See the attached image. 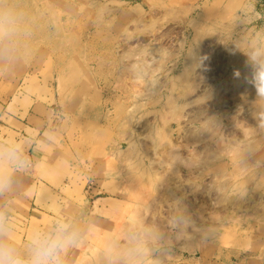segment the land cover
I'll list each match as a JSON object with an SVG mask.
<instances>
[{"label": "rangeland", "instance_id": "obj_1", "mask_svg": "<svg viewBox=\"0 0 264 264\" xmlns=\"http://www.w3.org/2000/svg\"><path fill=\"white\" fill-rule=\"evenodd\" d=\"M0 22V100L47 118L51 137L43 179L28 170L0 198L18 248L51 223L33 225L41 181L37 205L52 198L81 232L65 264H105L107 241L130 235L143 264L263 262L254 0H0ZM102 180L114 189L94 191Z\"/></svg>", "mask_w": 264, "mask_h": 264}, {"label": "clouds", "instance_id": "obj_2", "mask_svg": "<svg viewBox=\"0 0 264 264\" xmlns=\"http://www.w3.org/2000/svg\"><path fill=\"white\" fill-rule=\"evenodd\" d=\"M8 54L7 48L0 49V56ZM252 85L259 96H264V71L258 84ZM30 168V158L21 145L12 141L0 145V198L14 194ZM178 222L182 223V218ZM80 236L77 226L57 218L46 228L35 227L20 249L11 240L9 222L0 214V264H65L67 252L80 243ZM128 239L126 246H121L118 239L107 241L102 252L105 264H143L142 250L136 247L139 238L130 235Z\"/></svg>", "mask_w": 264, "mask_h": 264}, {"label": "crops", "instance_id": "obj_3", "mask_svg": "<svg viewBox=\"0 0 264 264\" xmlns=\"http://www.w3.org/2000/svg\"><path fill=\"white\" fill-rule=\"evenodd\" d=\"M254 5H255V13L257 15V20L261 21L260 23H262V28H264V0H254ZM9 106H10V103L6 104L3 100H0V120L2 117H4L5 122H6L4 124H0V126H2L5 130L9 131V133H6L3 135V139L4 141L12 140V142H16L19 145H21L25 153L29 156L30 161H31V168L29 169L31 172L30 173L31 176H33L34 179H37V178L38 180L41 178L43 179V177L41 176V173H44L43 165L44 163L47 162L46 160L47 158L44 154V150H42V148L44 147L43 146L44 144L42 143L43 144L42 145L40 143L41 142L48 143L49 141H51V137L46 135V131H48L46 130V128L49 127L47 118L38 116L36 115V113L34 114L33 108H30L25 111L19 107H14L15 108V109L13 108L14 113H12L8 111ZM11 120L14 123L13 126L8 124ZM0 131L3 132V129H1ZM38 182L39 184L36 185L35 194L31 199L32 204H31L30 212H31V215L35 216L34 217L35 219H32L33 225L35 226L38 225L39 221H42V220H48L52 222L57 218H60L64 222L70 224L69 219L65 217L67 216L66 215L67 208L63 206H61V208H57L54 205V203H52V198H48L45 200V202H42V204L37 205L38 195L39 193L42 194V192L40 191L44 188H47L46 184L42 183L41 181H38ZM104 185L108 186L109 189H112V188L114 189V184H112L111 181L103 182L102 180L98 182V184H95L96 189H93V190L97 191L98 188L104 187ZM107 199L108 198H103V199L97 198L96 201L94 202L96 204L93 208V211L102 212L105 209L103 208V201ZM3 207L0 208V213L4 210ZM84 218H85V215H84ZM32 220H31V223H32ZM40 227L42 226L40 225ZM261 261L257 260V264H264V258H263V262Z\"/></svg>", "mask_w": 264, "mask_h": 264}]
</instances>
